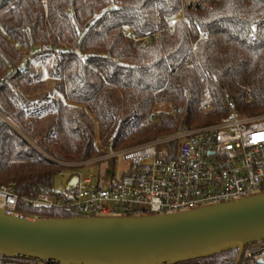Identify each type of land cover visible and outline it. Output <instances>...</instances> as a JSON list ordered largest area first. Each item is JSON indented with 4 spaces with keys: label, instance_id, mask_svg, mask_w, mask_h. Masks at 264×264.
Wrapping results in <instances>:
<instances>
[{
    "label": "trees",
    "instance_id": "trees-1",
    "mask_svg": "<svg viewBox=\"0 0 264 264\" xmlns=\"http://www.w3.org/2000/svg\"><path fill=\"white\" fill-rule=\"evenodd\" d=\"M43 49L61 59L53 150L27 130L25 53ZM227 97L241 114L264 115V0H0V186L21 197L57 195L64 170L31 140L54 159L86 161L111 138L122 151L218 124L230 114ZM18 211L73 217L23 203Z\"/></svg>",
    "mask_w": 264,
    "mask_h": 264
},
{
    "label": "built area",
    "instance_id": "built-area-1",
    "mask_svg": "<svg viewBox=\"0 0 264 264\" xmlns=\"http://www.w3.org/2000/svg\"><path fill=\"white\" fill-rule=\"evenodd\" d=\"M203 2V0H197ZM22 70V69H21ZM14 74L10 69L2 80ZM229 100L230 114L221 122L192 130L181 127L174 135L115 151L109 139L103 155L78 163L42 155L64 168L66 188L55 196L21 197L12 185L0 186V208L8 215L20 213L21 203L31 208L62 211L73 217H139L187 212L205 206L240 200L264 193V115L247 116ZM208 108V102L201 109ZM184 139L180 149H172ZM38 149V148H37ZM173 157V158H172ZM128 168L118 175V160ZM113 160L95 179L83 177L84 168ZM78 182L67 189L73 178ZM247 264H264V243L244 249ZM0 264L22 262L0 256Z\"/></svg>",
    "mask_w": 264,
    "mask_h": 264
},
{
    "label": "water",
    "instance_id": "water-1",
    "mask_svg": "<svg viewBox=\"0 0 264 264\" xmlns=\"http://www.w3.org/2000/svg\"><path fill=\"white\" fill-rule=\"evenodd\" d=\"M78 177L67 186L71 189ZM264 243V193L187 212L47 218L0 208V256L46 264H199Z\"/></svg>",
    "mask_w": 264,
    "mask_h": 264
},
{
    "label": "rangeland",
    "instance_id": "rangeland-1",
    "mask_svg": "<svg viewBox=\"0 0 264 264\" xmlns=\"http://www.w3.org/2000/svg\"><path fill=\"white\" fill-rule=\"evenodd\" d=\"M25 55L26 60L30 62L29 75L32 78V82L28 86V91L25 95V98L29 103V106L26 108L28 112L27 130L30 134L34 135L37 142L42 143L46 148L53 150L55 141L54 125L57 118L56 104L59 100H62V96L58 91L61 76V59L59 54L52 49H43L35 54L26 52ZM5 121L14 127L10 121ZM14 128L17 129L16 126ZM183 142L184 139L176 142L172 149H180ZM31 143L35 148H38L39 152H43L42 149L32 140ZM96 143L98 144V141ZM69 163L76 164L78 162ZM113 163V160H105L99 165L84 168L82 170L83 177L93 174L96 179L98 175H103L105 170L109 169ZM117 166L119 176L128 168V165L121 159L118 160ZM66 182V178L57 176L54 185L55 192H64ZM199 264H201V261Z\"/></svg>",
    "mask_w": 264,
    "mask_h": 264
}]
</instances>
